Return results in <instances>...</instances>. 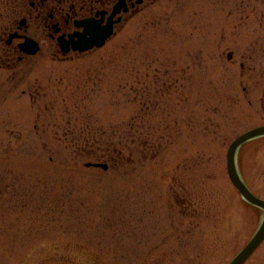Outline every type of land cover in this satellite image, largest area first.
I'll use <instances>...</instances> for the list:
<instances>
[{
    "label": "rangeland",
    "instance_id": "374dc122",
    "mask_svg": "<svg viewBox=\"0 0 264 264\" xmlns=\"http://www.w3.org/2000/svg\"><path fill=\"white\" fill-rule=\"evenodd\" d=\"M146 10L95 56L0 62V264H230L259 230L227 155L264 127V0ZM80 130L116 152L67 150ZM237 163L264 201V138Z\"/></svg>",
    "mask_w": 264,
    "mask_h": 264
},
{
    "label": "flooded vegetation",
    "instance_id": "af4514ba",
    "mask_svg": "<svg viewBox=\"0 0 264 264\" xmlns=\"http://www.w3.org/2000/svg\"><path fill=\"white\" fill-rule=\"evenodd\" d=\"M158 1L0 0V62L29 65L47 55L57 61L95 56Z\"/></svg>",
    "mask_w": 264,
    "mask_h": 264
},
{
    "label": "water",
    "instance_id": "95a60500",
    "mask_svg": "<svg viewBox=\"0 0 264 264\" xmlns=\"http://www.w3.org/2000/svg\"><path fill=\"white\" fill-rule=\"evenodd\" d=\"M100 47L102 45H99ZM36 52H33V54ZM264 138V127L252 130L237 140H235L229 148L227 155L228 164V174L230 180L240 195L243 197L245 202L250 206L258 208L264 212V201L256 197L250 189L246 186L242 180L238 168H237V156L240 148L249 142L254 140ZM87 168L102 169L108 171V165L105 164H87ZM264 243V219L261 226L252 240L248 245L241 251V253L231 262V264H246V262L253 256V254L259 249V247Z\"/></svg>",
    "mask_w": 264,
    "mask_h": 264
},
{
    "label": "trees",
    "instance_id": "16d2710c",
    "mask_svg": "<svg viewBox=\"0 0 264 264\" xmlns=\"http://www.w3.org/2000/svg\"><path fill=\"white\" fill-rule=\"evenodd\" d=\"M79 133H80L79 137H76L77 134L73 132L69 133L70 135H68V133H65L66 135H65L64 141H65V144L67 145V148H68L67 150H74V152L79 155L87 154L90 157H94L95 160H98V159L103 160L104 158H106L101 153L102 148L104 146L108 147L107 149L108 152L113 150V149H110L111 147L114 148L115 152L117 150L116 146L113 145L112 141L109 142V140H106L107 142H102V145H100L99 143L101 142L97 139V137L94 136L97 133L94 134L91 130H87L83 132H81L80 130ZM113 158L114 159L117 158L115 163L118 167H119V163H121L122 161H128V160L133 159L132 157L127 158L124 154H120V153H116L115 157Z\"/></svg>",
    "mask_w": 264,
    "mask_h": 264
},
{
    "label": "bare ground",
    "instance_id": "6f19581e",
    "mask_svg": "<svg viewBox=\"0 0 264 264\" xmlns=\"http://www.w3.org/2000/svg\"><path fill=\"white\" fill-rule=\"evenodd\" d=\"M241 149V148H240Z\"/></svg>",
    "mask_w": 264,
    "mask_h": 264
}]
</instances>
